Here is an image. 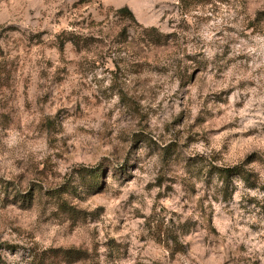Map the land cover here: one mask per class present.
I'll return each mask as SVG.
<instances>
[{
    "label": "rangeland",
    "instance_id": "374dc122",
    "mask_svg": "<svg viewBox=\"0 0 264 264\" xmlns=\"http://www.w3.org/2000/svg\"><path fill=\"white\" fill-rule=\"evenodd\" d=\"M0 264H264V0H0Z\"/></svg>",
    "mask_w": 264,
    "mask_h": 264
},
{
    "label": "trees",
    "instance_id": "16d2710c",
    "mask_svg": "<svg viewBox=\"0 0 264 264\" xmlns=\"http://www.w3.org/2000/svg\"><path fill=\"white\" fill-rule=\"evenodd\" d=\"M116 13L119 14L120 16H126V14H127L128 18L134 20V17H133V15H132V13L130 12V10H129L127 7H124V8L118 9V10L116 11ZM151 31L154 32L155 29H152ZM220 171L223 172V173L221 174V176H222V178H224V179H228V177H229L230 174H233V175H235V176H236V175H242L241 171H239L238 168L225 169V170H220Z\"/></svg>",
    "mask_w": 264,
    "mask_h": 264
}]
</instances>
